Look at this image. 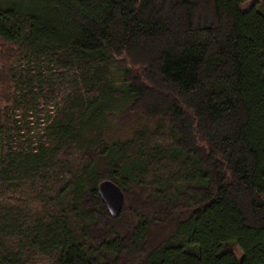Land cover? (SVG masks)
Returning a JSON list of instances; mask_svg holds the SVG:
<instances>
[{
    "label": "trees",
    "instance_id": "16d2710c",
    "mask_svg": "<svg viewBox=\"0 0 264 264\" xmlns=\"http://www.w3.org/2000/svg\"><path fill=\"white\" fill-rule=\"evenodd\" d=\"M246 1L0 0V264H264Z\"/></svg>",
    "mask_w": 264,
    "mask_h": 264
},
{
    "label": "water",
    "instance_id": "95a60500",
    "mask_svg": "<svg viewBox=\"0 0 264 264\" xmlns=\"http://www.w3.org/2000/svg\"><path fill=\"white\" fill-rule=\"evenodd\" d=\"M98 193L112 216L117 215L124 203L123 192L120 187L110 180H103L98 184Z\"/></svg>",
    "mask_w": 264,
    "mask_h": 264
},
{
    "label": "rangeland",
    "instance_id": "374dc122",
    "mask_svg": "<svg viewBox=\"0 0 264 264\" xmlns=\"http://www.w3.org/2000/svg\"><path fill=\"white\" fill-rule=\"evenodd\" d=\"M261 1H264V0H247L245 3L242 4V8L243 9H247L249 8L250 6H252L254 3H258V2H261ZM35 123L33 122V120H29V122L26 123V128L29 130V131H33L34 130V133H36V130L34 129L35 128ZM30 132H27L26 134L29 135ZM6 196H4L3 198H0L1 199H4L6 198ZM8 198H10V196L8 195Z\"/></svg>",
    "mask_w": 264,
    "mask_h": 264
}]
</instances>
